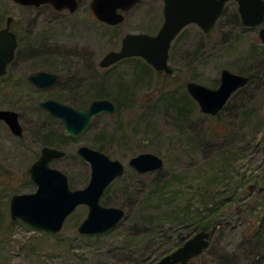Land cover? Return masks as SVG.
I'll use <instances>...</instances> for the list:
<instances>
[{"label":"rangeland","instance_id":"374dc122","mask_svg":"<svg viewBox=\"0 0 264 264\" xmlns=\"http://www.w3.org/2000/svg\"><path fill=\"white\" fill-rule=\"evenodd\" d=\"M91 1L80 0L79 8L71 12L57 11L49 4L22 6L13 0H0V28L6 25L8 16H13L12 26L19 35L13 67L18 69L19 83L4 87L0 79V106L15 105L24 126L22 136L17 137L0 122V264H116L109 251L116 237L87 239L79 232L78 226L89 210L86 204L76 208L59 233L32 228L10 216L11 197L37 189L29 168L46 145L41 141L44 133L50 128L58 135L65 133L63 124L48 116L46 110L35 111L37 102L51 93L35 90L28 81L30 72L41 69L59 71L66 79L72 76L74 82L68 86L79 95L67 96L86 106L99 97L90 84L100 86L102 78L108 77L109 96L104 97L118 106L116 113L99 115L82 135L57 141L66 156L51 163L67 174L72 189L85 187L91 177L90 163L77 151L81 145L104 144L108 155L126 165L123 175L111 183L109 199L114 206L121 203L125 184L132 193L135 183L149 185L155 172L136 171L129 164L130 158L140 152L157 153L165 161L162 170L169 185L181 191L175 204L202 208L205 193L219 194L224 188L235 194L232 202L224 204L218 230L210 237L211 245L194 258L193 264H251L248 254L253 256L249 252L256 249L249 242L254 238L252 228L264 215V87H249L245 93L256 103L251 100L246 109H235L237 95L212 115L201 110L187 82L194 80L216 88L222 69H241L251 54L258 59L264 53V43L257 30L244 29L236 19L233 22L236 9L234 4H227L228 13L213 31L205 32L191 23L177 36L169 60L174 75L163 74L150 65L148 76L141 68L147 62L140 56L106 68L99 62L106 53L120 48L127 32H157L163 22L164 1L142 0L128 19L116 26L97 20L89 7ZM63 68L70 72H62ZM259 68L264 76V63ZM120 84L128 89L127 94L121 93ZM58 92L63 91L52 93ZM172 94L189 98L186 118L169 102ZM16 99L19 101L14 103ZM130 170L139 175H131ZM150 202L143 204L146 213L157 204ZM137 204L128 207L131 215ZM259 253L255 254L257 260L263 255Z\"/></svg>","mask_w":264,"mask_h":264},{"label":"water","instance_id":"95a60500","mask_svg":"<svg viewBox=\"0 0 264 264\" xmlns=\"http://www.w3.org/2000/svg\"><path fill=\"white\" fill-rule=\"evenodd\" d=\"M25 6L51 4L56 10L68 9L74 12L79 0H13ZM140 0H92L89 7L95 17L109 24L123 21L124 14ZM229 0H164L165 20L155 35L148 33H127L118 50H111L101 59L100 65L108 67L117 61L141 56L156 70L172 73L168 63L172 41L188 24L196 23L204 31H210L222 15ZM245 25H259L264 21V0H236ZM13 16H8L6 26L0 29V75L6 71L7 63L14 58L18 44L16 34L11 31ZM260 38L264 42V27L260 29ZM59 75L47 70L29 74L28 79L37 87L48 88ZM249 76L233 72L228 68L221 71V82L216 88L197 81L187 82L190 95L198 102L201 110L207 114H217L229 97L240 87L246 85ZM38 107L49 111L64 125L66 134L78 137L103 113H116L117 106L112 99L95 98L85 108L48 98L38 102ZM0 118L11 127L13 133L21 135L23 127L19 113L12 109L0 108ZM78 153L91 165L89 183L83 188L72 189L67 174L51 166V161L65 155V151L49 145L43 146L40 156L30 165L31 179L37 184L34 192L15 193L9 202L12 219H19L32 228L52 233L64 229L68 216L81 205L89 208L78 230L81 234L94 235L105 233L116 227L125 215V209L119 206L101 203L106 188L123 175L126 165L120 159H113L107 153L89 145L78 147ZM132 168L140 173L156 171L164 167L163 157L153 152H141L129 160ZM210 245V233L207 230L196 231L183 244L162 256L153 264H193L192 259L202 254Z\"/></svg>","mask_w":264,"mask_h":264},{"label":"trees","instance_id":"16d2710c","mask_svg":"<svg viewBox=\"0 0 264 264\" xmlns=\"http://www.w3.org/2000/svg\"><path fill=\"white\" fill-rule=\"evenodd\" d=\"M235 19L237 20L236 15H233V22ZM254 49L255 47H252L251 51H254ZM254 57H256V55L251 54L250 60L247 58L246 61H244L245 64L242 65L241 69L238 68L239 70H236V72H243L250 77L248 83L242 89H240L238 93H236V96H239L237 105L235 104V109H238V112H240L242 109H246L245 106L251 104V100L252 103H256L253 97H250L245 93L249 87L257 85L264 87V76L262 75L259 68V64L264 63V53L260 54L258 59H256L257 57ZM143 66L144 67H141L143 68V72L149 76L151 73L150 64L147 63ZM73 79L74 78L72 76H68L66 80H70V82H72ZM107 79L108 77L102 78L101 85L99 86V84H97L99 86H97L98 88L95 87V82L90 84L92 89H95L93 90L94 93L96 92V96H109L106 94ZM120 85L121 86L119 90H121V93L127 94L128 89L122 88L123 84ZM210 87L215 86L211 85ZM184 97L185 98H179L178 96L172 94V98L169 100V102L172 106H175L179 109L180 115L185 116L186 118L190 112L191 104H189V98L187 99L186 95ZM35 111L38 113H45V111L39 109L38 106L35 107ZM48 116L52 118L50 114H48ZM73 138L74 137L69 136L64 132H62V134L59 133L58 135L56 130L50 128L46 130V133H44L41 141L46 145L60 148L57 145L58 140L63 141V139L65 140ZM91 146L103 152H106L107 150L104 144L98 142H94ZM129 173L133 176L139 175L134 170H130ZM151 175L153 176L149 178V180H151L149 185L148 183L147 185L145 183H135L136 185L134 184L135 188H132V193L130 191L129 184H125L123 186V199L118 206L124 208L126 213L118 226L103 234L83 235L84 238L87 239H110L116 237L115 240L113 238V245L111 249H109L110 253H113L112 256L116 259L114 260L116 264H153L163 255L171 252L177 246L181 245L188 237L198 230H208L211 237L218 230V222H221V213L225 211L223 208L225 207L224 204L229 201L232 202V200L235 198L233 191H223V188L222 191L225 192L224 196H222V191H219V194L205 193L203 195L204 203L202 204L203 206H201L202 208L192 209L191 205H187V203L184 206L181 203L175 204L178 193L181 191L177 188H172V185H169V182L166 180V175H164L162 169L153 172ZM110 185L105 190L101 198V202L105 205L114 206L115 203L109 199V194L111 193L112 188V185ZM147 201H151L150 203L155 202L157 204H154V208L150 209L146 213L144 210L145 208H143V204ZM133 203L138 204L137 209L135 208V211H133V214L131 215L130 209L128 207L130 206L131 208ZM254 227L255 228H252L251 232V237L254 238L249 240V242L252 243L251 247H255V250L257 251L251 249L249 253L253 254V256L249 254L248 256L251 257L249 258L250 262H252L251 264H257L259 260L262 264V262H264V215L261 216L260 221H257V224ZM160 241H162V243H160ZM163 243L164 245L161 246ZM133 245L138 246L137 248H134ZM259 252H261L263 255L259 258V260H257L255 254H260Z\"/></svg>","mask_w":264,"mask_h":264},{"label":"flooded vegetation","instance_id":"af4514ba","mask_svg":"<svg viewBox=\"0 0 264 264\" xmlns=\"http://www.w3.org/2000/svg\"><path fill=\"white\" fill-rule=\"evenodd\" d=\"M142 0H140L133 8H131L130 10H128V11H122V10H119V11H121L123 14H124V19H123V21L122 22H120V23H117V24H109V23H107V22H103V21H101V22H103V23H106V24H109V25H112V26H116V25H119V24H121V23H123L124 21H126L127 19H128V14L136 7V6H138V4L141 2ZM164 1V0H163ZM79 2H80V0H79ZM234 4V6H235V15H236V18H237V20H238V22H239V24L244 28V29H248V30H257V36H258V38L261 40V38H260V35H259V33H260V29L262 28V27H264V21L261 23V24H259V25H255V26H252V25H245V24H243V19H242V16H241V14H240V11H239V3L236 1V0H229V1H227L226 2V4H225V7H224V9H223V13H222V15L217 19V22H216V24L214 25V27L210 30V31H213V29L216 27V25H217V23L219 22V20L221 19V17L224 15V14H227L228 13V8H227V4ZM164 4H165V2H163V22H162V24L164 23V20H165V15H164ZM49 5H51V4H49ZM57 11H59V10H57ZM93 14V13H92ZM94 15V14H93ZM95 17V16H94ZM96 18V17H95ZM97 19V18H96ZM98 20V19H97ZM100 21V20H99ZM12 23H13V21H12ZM12 23H11V31H13L15 34H16V37H17V41L19 42V35H18V32L13 28V26H12ZM190 25V24H189ZM6 26V25H5ZM5 26H2L1 28H3V27H5ZM162 26V25H161ZM161 26L158 28V30H157V32H155V33H151V32H145V31H131V32H127V33H140V32H143V33H148V34H150V35H155V34H157L158 33V31H159V29L161 28ZM188 26V25H187ZM187 26H185V27H187ZM184 27V28H185ZM0 28V29H1ZM183 28V29H184ZM183 29L181 30V31H183ZM210 31H205V32H210ZM126 33V34H127ZM181 33V32H180ZM179 33V34H180ZM125 34V35H126ZM178 34V35H179ZM124 35V36H125ZM177 35V36H178ZM123 36V37H124ZM123 37H122V39H123ZM177 38V37H176ZM175 38V39H176ZM175 39L173 40V42L175 41ZM173 42H172V44H173ZM261 42L262 43H264L262 40H261ZM172 44H171V47H172ZM18 45V44H17ZM121 45H122V41H121ZM121 47V46H120ZM171 47H170V50H169V59H168V63H169V60H170V58H171V56H170V51H171ZM120 49V48H119ZM17 57H18V54L17 53H15V55H14V58L11 60V61H9L8 63H7V67H6V71H5V73L4 74H1L0 75V79H1V84H3L4 85V87H9V88H12V87H16V86H18V83H19V79L18 78H16V76H17V71H18V69L15 67V68H13L14 66H15V64H16V59H17ZM134 57V56H133ZM130 58V57H129ZM126 59V58H125ZM122 60H124V59H121L120 61H122ZM119 61V62H120ZM99 64H100V62H99ZM170 65V64H169ZM42 70V69H41ZM174 70V69H173ZM36 71H38V70H36ZM48 71H51V70H48ZM175 71V70H174ZM32 72H35V71H32ZM32 72H30V73H32ZM51 72H55V73H57L58 75H59V77H58V79L50 86V87H48V88H40V87H37L35 84H33L31 81H29V79H28V81L33 85V87H34V89L35 90H41V91H44V90H46V91H50L51 93H50V95H48L47 97H45L44 99H41V100H39L38 102H40V101H42V100H45V99H48V98H53V99H57V100H59V101H62V102H65V103H68V104H71V105H73V106H75V107H79V108H85V107H87L86 105H80V104H76V103H78V102H76V101H73L72 99H70L69 98V96H67V94H70V95H72V96H75V97H78V95H79V92L78 91H75L74 89V87H69L68 86V84L70 83V80H66V78H64L63 76H62V74H61V72H59V71H54V70H52ZM161 72L164 74H167L164 70H161ZM29 73V74H30ZM29 74L27 75V78H28V76H29ZM175 74V72H173L171 75H174ZM64 79V80H63ZM72 82H74V79H73V81ZM245 86V85H244ZM244 86H242V87H240L239 89H237L235 92H233L232 93V95L229 97V99H228V101L226 102V104L224 105V106H226L227 105V103L229 102V101H231L232 99H234L235 98V96H236V93H238V91L240 90V89H242ZM69 89H70V91H69ZM54 91H63V92H61V93H52V92H54ZM8 92H10L9 91V89H8ZM62 95H64V96H62ZM16 96V95H15ZM14 96V97H15ZM97 98H99V97H97ZM93 99H95V98H93ZM92 99V100H93ZM92 100H90V102L92 101ZM19 100H15L14 101V103H17ZM38 102H37V106H38ZM0 108H2V109H12V110H15V111H17L18 113H19V121H20V123H21V112L19 111V110H17V108H16V106L15 105H4V106H0ZM224 108V107H223ZM43 110H45V109H43ZM47 111V110H46ZM47 113L48 114H50L52 117H54V118H56L54 115H52L49 111H47ZM0 122H2L5 126H6V128L12 133V134H14L15 136H17V137H21L22 136V134L21 135H16L15 133H13V131H12V129H11V127H10V125L4 120V119H1L0 118ZM21 125H22V127H23V132H24V126H23V124L21 123ZM54 160V159H53ZM194 261V258L192 259V262ZM257 264H261V262H260V260H259V263H257Z\"/></svg>","mask_w":264,"mask_h":264},{"label":"bare ground","instance_id":"6f19581e","mask_svg":"<svg viewBox=\"0 0 264 264\" xmlns=\"http://www.w3.org/2000/svg\"><path fill=\"white\" fill-rule=\"evenodd\" d=\"M101 62V61H100ZM111 66V65H110ZM102 67V66H101ZM109 67V66H108ZM104 68V67H103ZM106 68V67H105ZM61 71L62 72H70V70L69 69H67V68H63V69H61ZM233 71V70H232ZM233 72H236V71H233ZM237 73H240V74H243V75H247V74H245V73H243V72H237ZM248 76V75H247ZM250 78V77H249ZM166 255V254H165ZM164 256V255H163Z\"/></svg>","mask_w":264,"mask_h":264}]
</instances>
